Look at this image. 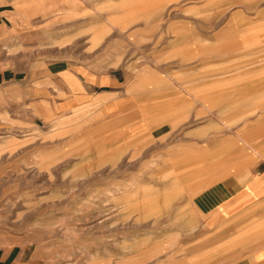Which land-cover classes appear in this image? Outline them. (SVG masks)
I'll use <instances>...</instances> for the list:
<instances>
[{"label":"rangeland","instance_id":"1","mask_svg":"<svg viewBox=\"0 0 264 264\" xmlns=\"http://www.w3.org/2000/svg\"><path fill=\"white\" fill-rule=\"evenodd\" d=\"M258 63L264 0H0V264H234L196 137L255 105L200 99Z\"/></svg>","mask_w":264,"mask_h":264},{"label":"crops","instance_id":"2","mask_svg":"<svg viewBox=\"0 0 264 264\" xmlns=\"http://www.w3.org/2000/svg\"><path fill=\"white\" fill-rule=\"evenodd\" d=\"M258 64L252 66V76L231 82V77L220 80L225 88L203 93L200 99L216 101L215 106L225 100L252 99L255 105L252 119L243 118L231 139L228 134L219 135L209 129L196 137L201 142L206 136H213L220 142L216 151L207 156L208 162L212 161L192 198L203 228L215 233L213 250H217L222 263L264 264V65ZM71 80L82 84L78 75ZM124 104L121 99L111 107ZM222 113L224 120L225 111ZM213 160L216 162L212 164Z\"/></svg>","mask_w":264,"mask_h":264}]
</instances>
